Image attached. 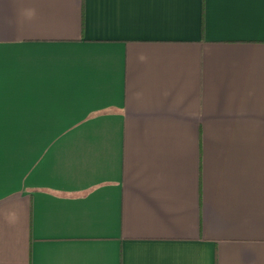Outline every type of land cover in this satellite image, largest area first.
Returning <instances> with one entry per match:
<instances>
[{
  "label": "crops",
  "instance_id": "crops-1",
  "mask_svg": "<svg viewBox=\"0 0 264 264\" xmlns=\"http://www.w3.org/2000/svg\"><path fill=\"white\" fill-rule=\"evenodd\" d=\"M0 264H264V0H0Z\"/></svg>",
  "mask_w": 264,
  "mask_h": 264
},
{
  "label": "clouds",
  "instance_id": "clouds-1",
  "mask_svg": "<svg viewBox=\"0 0 264 264\" xmlns=\"http://www.w3.org/2000/svg\"><path fill=\"white\" fill-rule=\"evenodd\" d=\"M34 15H35V10H31V11L28 13L29 18L33 17Z\"/></svg>",
  "mask_w": 264,
  "mask_h": 264
}]
</instances>
